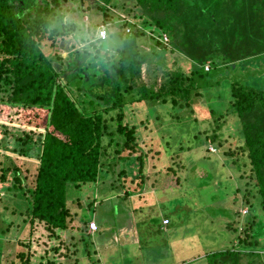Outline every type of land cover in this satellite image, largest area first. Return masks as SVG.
I'll list each match as a JSON object with an SVG mask.
<instances>
[{
	"label": "trees",
	"instance_id": "obj_1",
	"mask_svg": "<svg viewBox=\"0 0 264 264\" xmlns=\"http://www.w3.org/2000/svg\"><path fill=\"white\" fill-rule=\"evenodd\" d=\"M26 1L35 0H0V117L26 130L27 125L30 128L27 122H33L41 114L46 131L36 138L32 129L18 137L13 147L15 153L28 158L35 150L39 161L33 196L22 214L24 221L29 222L31 237L28 242L19 241L26 248L17 256L21 264H64L67 259L69 247L65 239L72 220L68 208L71 193L97 184L100 174H107L102 157L106 155L103 138L108 134L104 116L110 109L122 111L119 132L127 140L122 148L117 144L120 150L116 152H129L128 159L135 158L142 167V149L134 138L136 128L129 129L123 120L128 106L149 100L153 103L148 109L149 117L158 107L169 112V117L183 110L190 111L186 117L192 116L195 106L208 109L216 118L215 135L209 137L210 131L206 132L210 143L217 142L219 131L230 118H236L237 131L232 132L237 143L226 149L232 158L227 161L244 168L239 176L247 186L245 204L250 228L248 236L239 239L237 245L210 253L206 258L208 264H264V221L250 220L251 214H259L252 213L255 197L264 212V77L244 83L214 79L218 72L226 70L224 67L232 70L240 62L264 57V0H136L137 10L142 11L136 18L141 20L143 31L124 35L119 28L106 43L95 46L99 53L104 50L105 57L115 61L114 73L107 72L100 81L86 79L83 88H74L82 82L80 71L68 75L81 68L83 61L76 56L79 52L66 57L55 53L56 59L44 52L45 41L51 40L54 47L57 36L69 35L65 27L51 30L55 19L65 16L58 13L60 0L47 6L38 5L35 10L26 6ZM113 1L98 0L105 11ZM128 25L122 24L124 28ZM145 30L158 35L151 36L155 48L147 55L134 50ZM61 46L67 50L62 43ZM169 55L173 57L168 64ZM152 56L158 58L157 69L163 70L165 78L157 92L136 83L142 64ZM180 58L191 66L189 72L177 67ZM73 79L79 80L72 84ZM136 90L140 98L131 97L132 101L126 102ZM86 98L91 111L83 105H87ZM108 104L112 107L106 111L98 109ZM232 129L233 125L228 131ZM135 154L138 156L133 157ZM3 164L0 161V191H7L10 184ZM134 180L124 179L127 196L133 195L129 187ZM18 181L21 183V179ZM89 221L84 219L83 237L91 240V235L86 236ZM101 229L97 236H103ZM41 239L45 245L43 253L35 250Z\"/></svg>",
	"mask_w": 264,
	"mask_h": 264
},
{
	"label": "rangeland",
	"instance_id": "obj_2",
	"mask_svg": "<svg viewBox=\"0 0 264 264\" xmlns=\"http://www.w3.org/2000/svg\"><path fill=\"white\" fill-rule=\"evenodd\" d=\"M135 1L114 0L105 11L98 0H60L58 13L65 16L61 20L57 17L51 30H64L65 27L69 35L57 36L54 47L50 45L51 40L45 41L44 52L53 59L57 57L55 53L66 57L79 52L76 56L83 61L81 68L68 74L74 76L81 72L82 82L74 88H83L86 79L100 81L107 72L114 73L115 61L105 57L106 51L99 53L95 46L98 48L99 44L106 43L110 34L117 32L125 22L130 25L122 30L124 35L143 31L141 20L136 18L142 11L137 10ZM53 2L26 1V6L35 10L38 5L47 6ZM102 29L109 32L106 40L99 38ZM145 33L137 39L134 50L147 55L155 48L151 36L158 35L151 30H145ZM164 42H168L166 38ZM154 57L150 58L153 61L148 59L142 64L141 76L136 83H143L149 90L157 92L165 78L163 70L157 69L158 58ZM172 57L168 56V64ZM78 59L76 61H80ZM178 61L177 67L190 71L187 61L182 58ZM206 68L211 69V66ZM226 70L218 72L214 79L230 83L263 79L264 57L240 62L232 70ZM78 80L73 79L72 84ZM131 97L140 98L138 90L127 97L126 102H131ZM85 103L84 107L91 111L89 98L85 99ZM152 106L150 100L141 105L128 106L123 120L129 129L136 128L134 138L142 149V167L135 158L128 159L129 152H116L127 141L119 132L122 111L119 108L110 109L105 114L106 131L111 134L103 138L106 155L102 161L107 174L101 173L97 184H87L83 190L71 193L68 208L72 220L66 233L69 249L64 264H208L207 255L232 248L239 243V239L248 236L247 186L239 176L244 168L227 161L231 157L226 149L237 143V137L232 132L237 131L234 126L236 118H230L219 131L221 135L217 142L210 143L207 137L216 133V118L208 109L195 106L192 116L186 117L190 111L183 110L169 117V112L158 107L149 117L148 109ZM108 107L112 104L97 108L106 111ZM9 123L0 117V161L5 163L2 168L7 172L10 184L9 190L0 191V264H13V261L21 264L17 256L26 248L19 241L28 242L31 237L29 222L24 221L22 214L29 207V197L33 196L39 161L35 150L28 158L15 153L13 147L18 137L32 129L36 131V138L46 131L41 114L33 122H27L30 128L27 125L26 130ZM232 125L234 129L228 131ZM207 131L210 133L207 134ZM15 167L16 170L13 169ZM131 177L135 178L132 187H129L133 195L127 196L123 182ZM249 201L252 202L253 198ZM253 203L252 213L258 211L259 214H251L250 220L264 221L258 197ZM85 218L96 221L99 230V223L102 224V237L89 229L86 236L91 235V240L83 237ZM165 219H169L170 223L167 224ZM85 248L88 250L83 253ZM35 250L44 252V239L40 240Z\"/></svg>",
	"mask_w": 264,
	"mask_h": 264
},
{
	"label": "clouds",
	"instance_id": "obj_3",
	"mask_svg": "<svg viewBox=\"0 0 264 264\" xmlns=\"http://www.w3.org/2000/svg\"><path fill=\"white\" fill-rule=\"evenodd\" d=\"M166 221H167V220H166ZM89 222L91 223V226L89 227V230H90L91 232H97V231L99 230V228H98V226H97L96 221H94V220H90ZM90 223H89V225H90ZM99 227L101 228L100 223H99Z\"/></svg>",
	"mask_w": 264,
	"mask_h": 264
},
{
	"label": "built area",
	"instance_id": "obj_4",
	"mask_svg": "<svg viewBox=\"0 0 264 264\" xmlns=\"http://www.w3.org/2000/svg\"><path fill=\"white\" fill-rule=\"evenodd\" d=\"M99 38L101 40H106L108 38V31L106 29H102L100 32H99Z\"/></svg>",
	"mask_w": 264,
	"mask_h": 264
},
{
	"label": "flooded vegetation",
	"instance_id": "obj_5",
	"mask_svg": "<svg viewBox=\"0 0 264 264\" xmlns=\"http://www.w3.org/2000/svg\"><path fill=\"white\" fill-rule=\"evenodd\" d=\"M121 29L123 30V29H126V28H124V27L121 25ZM108 35H109V32H108Z\"/></svg>",
	"mask_w": 264,
	"mask_h": 264
}]
</instances>
